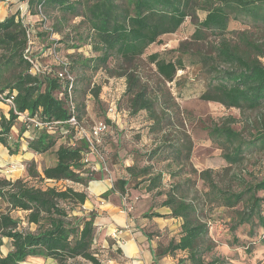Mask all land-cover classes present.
Masks as SVG:
<instances>
[{
	"label": "trees",
	"instance_id": "trees-1",
	"mask_svg": "<svg viewBox=\"0 0 264 264\" xmlns=\"http://www.w3.org/2000/svg\"><path fill=\"white\" fill-rule=\"evenodd\" d=\"M27 3L30 14L39 16L44 27L48 23L44 11L51 8L82 17L88 27L87 37L93 41L94 50L99 52L82 65L96 69L103 67L112 72L110 58L120 62L123 72L118 74L126 76L129 107L133 113L147 111L155 132L163 131L167 119L158 113L160 96L145 84L132 65L142 58L150 45L161 42L163 35L175 33L188 17L195 24L191 37L200 47L214 41L213 50L210 53H203L199 48L191 51L188 41H184L178 48L169 50L174 53L170 58L161 52L149 54L147 59L155 64L163 84L176 82L178 71L187 69L185 59L189 58L188 64L202 65L208 77L207 87L200 95L202 100L219 102L241 112L255 111L264 106L263 44L251 40L250 30L238 31L229 27L231 19H239L264 30V0H27ZM200 12L204 13L202 19ZM33 37L20 13L0 20V102L9 106V116L0 119V143L10 154L18 151L20 142L15 141L12 146L11 137L12 129L19 121L22 123L20 132L36 130L27 141L28 148L37 154L47 153L59 139L69 138L55 149L54 165L38 170L36 162H30L28 174L39 178L40 184L23 178L9 179L0 173V202L7 207L6 211L0 210V264H25L30 256L53 258L55 264H102L99 252L102 244L96 236V211L85 212L81 216L71 215L75 206L88 200L85 188L94 179V171L83 160L88 142L77 136L76 126L70 121L73 116L78 122L84 121L75 98L74 64L68 59L66 64L34 74L26 53ZM32 55L30 57L33 58ZM64 70L73 78L71 97V80L59 75ZM100 89L99 86L94 90L96 98H99ZM9 96L14 97V107L6 101ZM21 114L41 120L51 128L34 127L33 122H24ZM99 120H104L109 127L108 118ZM233 122L236 119L230 116L209 128V135L223 149V157L228 163H242L246 152L252 149L264 152V116L258 119L255 132L249 139L242 130L232 126ZM109 132L102 142L105 155L107 148L104 150V144ZM162 153H172L173 156H165L167 161L182 160L190 156V149L184 153L183 146L174 140H165L148 155L152 158ZM124 168L131 178H117L113 188L102 197L117 190L123 198L128 194L131 179L142 177L141 181H147L146 194L165 195L160 206L171 211H147L144 217L182 219L178 240H171L166 247H159V251L155 248V259L182 251L187 255L179 259V264H202L197 250L200 241L208 234V225L197 216L195 205L180 194L181 185L163 189V173L154 172L152 164L139 167L133 163ZM200 177L209 194L224 206L234 209L233 230L245 224H257L264 229V174L254 182L245 183L239 191L219 188L209 169L201 171ZM62 181L76 183L82 188L72 185L61 187L58 183ZM127 199L130 200L128 196ZM12 210L25 212L27 222L37 225L36 230L21 229V222L12 216ZM5 239L10 247L7 252H4ZM261 243L264 245V236ZM118 250L121 251L120 248Z\"/></svg>",
	"mask_w": 264,
	"mask_h": 264
},
{
	"label": "rangeland",
	"instance_id": "rangeland-1",
	"mask_svg": "<svg viewBox=\"0 0 264 264\" xmlns=\"http://www.w3.org/2000/svg\"><path fill=\"white\" fill-rule=\"evenodd\" d=\"M26 8H28L27 0H0V20L11 14L20 13L34 36L32 39L34 43L32 41L30 44L33 57L43 67L50 69L57 66L60 60H71L74 64L72 71L76 77L75 98L80 106L79 112L84 120L83 125L87 130L91 128L94 121L108 118L110 132L104 144V150L107 148L105 151L106 165L99 164L101 166L99 171L102 170L101 172L107 174L112 170L116 179L129 178L124 168L126 163H134L139 167L152 164L154 172L163 173L162 188L168 190L180 184V194L195 205L197 216L207 223L208 234L200 241L197 250L203 260L202 264H264V245L261 243L264 229L257 224H245L233 230L234 209L224 206L218 201L219 199H215L213 194H209L206 183L200 177L201 171L209 169L219 188L229 191H239L243 189L245 183L254 182L262 177L264 152L257 149L249 150L242 163L230 164L223 157V149L209 135V128L212 124L221 123L231 116L236 119L232 126L242 130L245 137L249 139L255 132L258 119L264 116V106L255 111L241 112L234 107L227 108L219 102L202 100L200 95L206 89L208 82L202 65H189V58H187L185 60L188 67L178 71L177 81L163 84L155 64L147 59V56L153 52H161L170 58L174 53L169 50L178 48L184 41H188L187 45L191 51L199 48L203 53H210L213 50L214 41L206 42L200 47L191 37L195 31V24L191 17H188L175 33L163 35L161 42L150 45L142 58L132 65L140 73L145 84H148L149 88L160 96L161 104L157 107L158 113L167 119L164 121L166 125L163 131L158 133L153 130V120L149 118L147 111L141 110L137 113L131 111L126 76L118 74L123 72L120 62L110 58L109 65L112 67V72L106 71L103 67L96 69L82 65L88 58L99 54L93 48V41L87 37L88 27L82 17H75L57 8H51L44 11L48 16L47 27H44L39 16L28 14ZM199 17L204 18V13L200 12ZM229 27L238 31L250 30L251 40L263 44L264 50V30L254 28L252 23L239 19H231ZM54 49L57 56L53 54ZM261 60L264 63V55ZM128 69L131 68L128 66ZM99 86L101 87L100 95L96 98L94 90ZM112 102L116 105L115 113L108 111ZM35 132L36 130L30 129L26 133L34 135ZM68 138L59 139L51 151L37 154V161H34L38 170L54 165L55 149L60 144L66 143ZM165 140H174L178 145L183 146L184 153L190 149V156L173 161L164 159L172 153L149 157L150 150ZM3 146H1V152L6 151ZM90 158L93 163L99 162L96 156ZM30 162L25 161L27 173L22 178L36 185L40 184L39 178L30 177L28 174ZM7 168L8 165L3 167L4 170ZM93 171L94 179L101 177L100 173ZM170 172H179V174L175 175ZM17 174H20L19 170L2 173L9 179H17L14 177ZM141 178H132L128 184L129 190L126 195L132 205V210L129 212L131 215L136 211L138 204L142 203V195H146L144 190L147 181H141ZM58 185L82 188L71 182L62 181ZM132 190L137 191L132 193ZM108 196L103 198L107 199ZM150 196L153 197L152 203L144 209L146 212L159 211L160 203L166 196L153 193H150ZM122 206H124L123 203ZM0 210H7L5 203L0 202ZM84 213L83 205H77L71 211V215L74 216H81ZM11 214L21 222V229L36 230L37 225L27 222L25 212L12 210ZM143 214L139 216L137 228L143 230L154 240L158 251L159 247H166L171 240H178L181 234V218L152 219L144 217ZM111 253H116V258H118L122 252L114 250ZM186 255L185 252L177 251L174 255L168 256L169 264H179V259L185 258Z\"/></svg>",
	"mask_w": 264,
	"mask_h": 264
},
{
	"label": "crops",
	"instance_id": "crops-1",
	"mask_svg": "<svg viewBox=\"0 0 264 264\" xmlns=\"http://www.w3.org/2000/svg\"><path fill=\"white\" fill-rule=\"evenodd\" d=\"M26 9L28 10V8ZM8 110L9 106L0 102V119L2 116H9ZM17 125L18 127L14 126L12 129L13 134L11 137V144L13 146L15 141H19V149L16 151V153L10 154L7 147L0 143V152L1 146L6 149V151L1 152L0 167L1 172L6 173L7 169L11 167L12 164H16L15 168L10 172L19 170L20 174H17L14 177L22 178L24 174L27 173L25 161H37L38 155L28 148L27 138L30 135H28L26 132H20V126H22L21 121H19ZM97 163H93L95 164V172L100 173L101 177L89 181L88 186L85 188L88 192L89 198L85 204H83V207L85 212H90L93 210H96L97 212V217L95 219V224L97 227L96 236L99 238L102 244V249L99 250L100 257H102V264H123V262H125V264H169L168 256L155 259L154 251L156 247L154 240L150 239L143 230L137 228L139 224V216L141 213L146 212L144 207H149V205L152 203L151 196L149 194L142 195V203L138 204L134 214L131 215L130 213H127L124 206H122L123 200L117 190L112 192L107 199L102 197L105 192L113 188L114 180L116 178L114 177L112 170L107 174L101 172L102 170L99 171L101 166L99 165V162ZM6 165H8V168L4 170L3 167ZM129 165L131 164H125V166ZM135 191L137 190H132V193ZM159 211L162 213L171 212L168 208H165V210L164 208H161ZM116 229L121 230V233L118 236H115ZM4 241V252H7L10 247L7 242L8 240L5 239ZM119 248L121 249L122 253L118 255V258H116V253L111 252L118 250ZM110 253L112 255H110ZM24 263L55 264L56 262L53 258L30 256Z\"/></svg>",
	"mask_w": 264,
	"mask_h": 264
},
{
	"label": "built area",
	"instance_id": "built-area-1",
	"mask_svg": "<svg viewBox=\"0 0 264 264\" xmlns=\"http://www.w3.org/2000/svg\"><path fill=\"white\" fill-rule=\"evenodd\" d=\"M27 13L30 14V12L26 9ZM43 17V16H42ZM24 21V20H23ZM25 23V21H24ZM28 26V24H25ZM28 31L31 32L30 27L28 26ZM31 42L29 41V44L26 48V53L29 55L27 56L31 62H32V72L34 74H39V73H43L45 71H50V69H47L45 67H43L36 58H32L30 57L32 52H31ZM53 54L55 56H57V52L54 50ZM33 56V55H32ZM61 62H58L60 64H66V60H60ZM59 75L62 77H66L68 79L71 80L70 84H69V94L71 97V88L73 86V78L71 75L67 74L66 70L59 72ZM6 101L12 106L14 107V97L13 96H9L8 98H6ZM72 111L74 112V106L73 104L71 105ZM110 113H115L116 112V105L114 102H112L110 104L109 110ZM24 122H33V126L37 127V128H43V127H48L47 125H45V123H43L41 120L38 119H32L30 117H28L25 114H21L20 117ZM71 123L73 125L76 126V134L77 136L84 138L87 142H88V149L85 151L84 153V162L88 163V165L90 166L91 170H95V164H93L91 162V156H96L99 160V163L102 164L103 166L106 165V160H105V153L102 149V142H103V138L104 136H106V134L109 132V127L107 125V123L104 120H97L94 121L93 125L91 126V128L89 130H87L85 128V126L83 125V122H78L77 118L75 116H73L71 118ZM51 128V127H48ZM16 165V164H15ZM15 165L12 164L11 167H9L7 169V172L12 171V169L15 168ZM123 204H124V208L125 211L127 213H129L132 210V205L131 202L127 199V196L123 197ZM121 233L120 229H116L115 230V236H118Z\"/></svg>",
	"mask_w": 264,
	"mask_h": 264
}]
</instances>
